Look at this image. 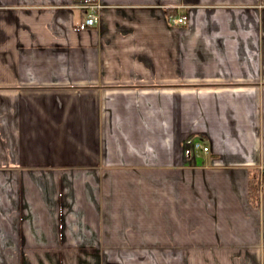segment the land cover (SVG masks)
Masks as SVG:
<instances>
[{
	"label": "crops",
	"instance_id": "0c3cea01",
	"mask_svg": "<svg viewBox=\"0 0 264 264\" xmlns=\"http://www.w3.org/2000/svg\"><path fill=\"white\" fill-rule=\"evenodd\" d=\"M0 264H264V0H0Z\"/></svg>",
	"mask_w": 264,
	"mask_h": 264
},
{
	"label": "built area",
	"instance_id": "2783aa9c",
	"mask_svg": "<svg viewBox=\"0 0 264 264\" xmlns=\"http://www.w3.org/2000/svg\"><path fill=\"white\" fill-rule=\"evenodd\" d=\"M86 10V18H85V24L88 26H93L94 23L96 22V11H97V6L96 5H85L83 4L81 6ZM170 22L175 25H185L186 24V19L183 16V14H180L176 17H171ZM196 147H202L204 150L208 149V146L202 145L200 141H194L190 147V153L193 154L195 153Z\"/></svg>",
	"mask_w": 264,
	"mask_h": 264
},
{
	"label": "trees",
	"instance_id": "16d2710c",
	"mask_svg": "<svg viewBox=\"0 0 264 264\" xmlns=\"http://www.w3.org/2000/svg\"><path fill=\"white\" fill-rule=\"evenodd\" d=\"M257 177H258V174H257L256 170H253L250 173L249 182H248L249 199L255 205L257 204L258 196H259V182L257 181Z\"/></svg>",
	"mask_w": 264,
	"mask_h": 264
},
{
	"label": "rangeland",
	"instance_id": "374dc122",
	"mask_svg": "<svg viewBox=\"0 0 264 264\" xmlns=\"http://www.w3.org/2000/svg\"><path fill=\"white\" fill-rule=\"evenodd\" d=\"M196 151V154H201L202 152H201V147H196V149H195ZM259 189H260V184H259Z\"/></svg>",
	"mask_w": 264,
	"mask_h": 264
}]
</instances>
